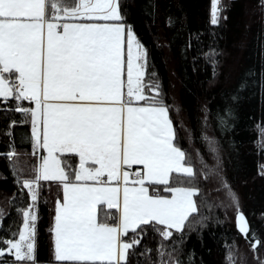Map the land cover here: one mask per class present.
Returning <instances> with one entry per match:
<instances>
[{
    "label": "snow or ice",
    "instance_id": "snow-or-ice-1",
    "mask_svg": "<svg viewBox=\"0 0 264 264\" xmlns=\"http://www.w3.org/2000/svg\"><path fill=\"white\" fill-rule=\"evenodd\" d=\"M147 55L119 0H0V98L33 105L14 110L30 120L37 158L34 175L19 181L32 203L21 210L18 239L0 241L7 245L0 257L36 264L41 181L55 182L62 192L51 228L61 264H128L144 226L164 240L190 226L198 215V172L175 143L159 85L144 80ZM65 154L78 157V168L64 163ZM101 205L116 211L98 215ZM238 221L247 236L242 214ZM158 254L165 255L163 244Z\"/></svg>",
    "mask_w": 264,
    "mask_h": 264
},
{
    "label": "trees",
    "instance_id": "trees-1",
    "mask_svg": "<svg viewBox=\"0 0 264 264\" xmlns=\"http://www.w3.org/2000/svg\"><path fill=\"white\" fill-rule=\"evenodd\" d=\"M119 2L125 22L147 50L144 80L159 85L175 143L197 170L193 186L200 189L194 198L198 215L190 217V226L168 240L144 226L128 264H264V0H219L216 24L214 0ZM0 101V241H5L18 239L14 234L22 229L21 210L32 202L19 181L34 175L37 158L30 120L14 110L17 104L33 105ZM62 160L78 168L75 154ZM41 184L35 205L36 264H61L54 259L51 228L62 192L55 182ZM239 211L250 224L246 237L236 226ZM6 247L0 243V249ZM0 264H15L14 257L5 254Z\"/></svg>",
    "mask_w": 264,
    "mask_h": 264
},
{
    "label": "water",
    "instance_id": "water-1",
    "mask_svg": "<svg viewBox=\"0 0 264 264\" xmlns=\"http://www.w3.org/2000/svg\"><path fill=\"white\" fill-rule=\"evenodd\" d=\"M240 214H242L243 216H244V218H245V220H246V222H247V226H248V233H249V231H250V224H249V221H248V218H247V216L244 214V212H242V211H239L238 213H237V215H236V226H237V229L239 230V221H238V216L240 215ZM239 232H240V230H239ZM241 233V232H240ZM241 234H243V233H241ZM244 235V234H243ZM245 236V235H244ZM246 237V236H245ZM256 245H257V243H256Z\"/></svg>",
    "mask_w": 264,
    "mask_h": 264
},
{
    "label": "crops",
    "instance_id": "crops-1",
    "mask_svg": "<svg viewBox=\"0 0 264 264\" xmlns=\"http://www.w3.org/2000/svg\"><path fill=\"white\" fill-rule=\"evenodd\" d=\"M138 104H143L142 102H137ZM135 167V166H134ZM62 200V199H61ZM107 209H106V206H104V205H101V206H99L98 207V215H101V212H104V211H106ZM34 214L36 215V211L34 210ZM54 223V222H53ZM34 243H35V235H34Z\"/></svg>",
    "mask_w": 264,
    "mask_h": 264
},
{
    "label": "rangeland",
    "instance_id": "rangeland-1",
    "mask_svg": "<svg viewBox=\"0 0 264 264\" xmlns=\"http://www.w3.org/2000/svg\"><path fill=\"white\" fill-rule=\"evenodd\" d=\"M219 2L215 4V8L218 9Z\"/></svg>",
    "mask_w": 264,
    "mask_h": 264
}]
</instances>
